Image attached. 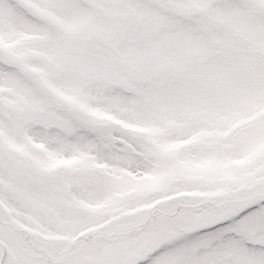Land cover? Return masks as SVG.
<instances>
[{"label": "snow or ice", "instance_id": "snow-or-ice-1", "mask_svg": "<svg viewBox=\"0 0 264 264\" xmlns=\"http://www.w3.org/2000/svg\"><path fill=\"white\" fill-rule=\"evenodd\" d=\"M0 264H264V0H0Z\"/></svg>", "mask_w": 264, "mask_h": 264}]
</instances>
